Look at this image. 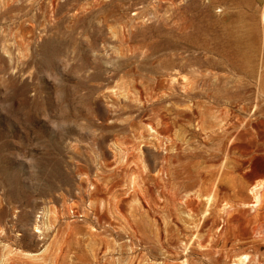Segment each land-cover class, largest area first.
Masks as SVG:
<instances>
[{
	"label": "rangeland",
	"instance_id": "obj_1",
	"mask_svg": "<svg viewBox=\"0 0 264 264\" xmlns=\"http://www.w3.org/2000/svg\"><path fill=\"white\" fill-rule=\"evenodd\" d=\"M262 14L0 0V264H264Z\"/></svg>",
	"mask_w": 264,
	"mask_h": 264
},
{
	"label": "bare ground",
	"instance_id": "obj_2",
	"mask_svg": "<svg viewBox=\"0 0 264 264\" xmlns=\"http://www.w3.org/2000/svg\"><path fill=\"white\" fill-rule=\"evenodd\" d=\"M259 3H261L262 4V6H263V14H262V21H263V26H264V0H257ZM264 28V27H263ZM175 81H177L175 78H174V82ZM173 82V83H174ZM191 92V91H190ZM187 93H189V92H187ZM228 116V115H227ZM212 117V116H211ZM241 118V117H240ZM238 119V118H237ZM221 120V119H220ZM219 120V121H220ZM223 120V119H222ZM224 121V120H223ZM226 121V120H225ZM240 121V120H239ZM222 122V121H221ZM220 123V122H219ZM243 124V123H242ZM213 125V124H212ZM224 125V124H223ZM223 125H220V126H223ZM235 125V124H234ZM152 126V125H151ZM225 126V125H224ZM223 126V127H224ZM231 126H233V125H231ZM154 128H155V126H153ZM208 128V127H207ZM210 130V129H209ZM227 130V129H226ZM242 130V129H241ZM159 131V130H158ZM156 132V131H155ZM209 132V131H208ZM224 134H225V132H224ZM179 135V134H178ZM210 135V134H209ZM236 135H238V134H236ZM157 137V136H156ZM187 137V136H186ZM158 138H159V136H158ZM170 138V137H169ZM168 138V139H169ZM176 139V138H175ZM174 139V140H175ZM183 139V138H182ZM182 139H181V141H182ZM234 139H235V137H234ZM171 140V139H170ZM212 141V140H211ZM179 142V141H178ZM171 143V142H170ZM174 143H176V142H174ZM180 143V142H179ZM184 143V142H183ZM212 143V142H211ZM166 144V143H165ZM166 146H167V144H166ZM179 146V145H178ZM187 146V145H186ZM176 147H177V145H176ZM231 147V146H230ZM229 147V148H230ZM222 149V148H221ZM173 150V149H172ZM187 150V149H186ZM193 150V149H192ZM203 150V149H202ZM175 151H176V149H175ZM174 152V151H173ZM130 153V152H129ZM178 153V152H177ZM211 153V152H210ZM209 153V154H210ZM132 154V153H131ZM228 154H229V152H228ZM167 158V157H166ZM116 159V158H115ZM218 159V158H217ZM124 163V162H123ZM145 165V164H144ZM263 175H264V173H262ZM138 175V174H137ZM135 181H136V179H135ZM134 181V182H135ZM218 181H219V179H218ZM133 182V183H134ZM137 182V181H136ZM135 182V183H136ZM218 184H219V182H218ZM217 184V185H218ZM135 186V185H134ZM248 186V185H247ZM249 188H250V190H251V198H252V201L251 202H248V203H246V204H248L251 208L250 209H253L255 212H257V213H261L262 211L264 212V178H262V179H259L258 177H251V179H250V184H249ZM140 187V186H139ZM138 187V188H139ZM244 189V188H243ZM214 196H215V194H213ZM117 196V195H116ZM115 196V197H116ZM214 196H212V199H213V197ZM204 197V196H203ZM229 197H230V194H229ZM183 199V198H182ZM195 199H196V197H195ZM210 199V198H209ZM216 199V198H215ZM225 199H226V197H225ZM231 198H229V200H230ZM233 199V198H232ZM187 200V199H186ZM219 200V199H218ZM188 201V200H187ZM215 201H217V200H215ZM229 202V201H228ZM189 203V202H188ZM227 203V202H226ZM111 204V203H110ZM223 204V203H222ZM229 204V203H228ZM233 204V203H232ZM241 204V203H240ZM245 204V203H244ZM243 204V205H244ZM200 205V204H199ZM230 206V205H229ZM239 206V205H238ZM246 206V205H245ZM209 207V206H208ZM231 207V206H230ZM234 207H235V205H234ZM244 207V206H243ZM226 208H227V206H226ZM229 208V207H228ZM241 208V207H240ZM240 208H238V209H240ZM249 208V207H248ZM212 209V208H211ZM237 209V208H236ZM246 209H247V207H246ZM222 210H224V209H222ZM221 210V211H222ZM229 210V209H228ZM227 209H226V211L227 212H229V211H232V210H229L228 211ZM225 211V210H224ZM226 212V213H227ZM238 212V211H237ZM231 212H229V214H230ZM252 213H253V211H252ZM223 215H224V213H222ZM233 215V214H232ZM260 215V214H259ZM259 215H258V217H259ZM230 216V215H229ZM261 216V215H260ZM229 218V217H228ZM255 218H257V217H255ZM217 220V219H216ZM48 222V221H47ZM45 223V222H44ZM230 223V222H229ZM39 224V223H38ZM262 224V223H261ZM51 225V224H50ZM263 225L264 224H262V227H263ZM45 226V225H44ZM43 226V227H44ZM51 227V226H50ZM35 228H36V226H35ZM41 228V227H40ZM39 228V229H40ZM48 229H50V228H48ZM47 229V230H48ZM53 229V228H52ZM51 229V230H52ZM258 229V228H257ZM262 229V228H261ZM38 230V229H37ZM44 230H45V227H44ZM260 231V230H259ZM3 232V231H2ZM1 232V233H2ZM51 232H53V230L52 231H50V233ZM258 232V231H257ZM263 232V231H262ZM260 233H261V231H260ZM44 234V233H43ZM255 234V233H254ZM45 235V234H44ZM262 235H264V232H263V234ZM40 236V235H39ZM256 236V235H255ZM43 237V236H42ZM55 237V236H54ZM4 238V237H3ZM227 238V237H226ZM259 238H261V237H259ZM264 238V237H263ZM46 239V238H45ZM213 239V238H212ZM229 239V238H228ZM6 240V239H5ZM4 240V241H5ZM223 240V239H222ZM221 240V241H222ZM57 241V240H56ZM1 242H3V241H1ZM51 243V242H50ZM56 243V242H55ZM6 245V244H5ZM16 245V244H15ZM50 245V244H49ZM49 245H47L45 248H44V250H42V251H40L39 253H36V254H32L31 256L29 255V259H31V261L32 260H35V262L37 261V260H42V262H45V260H46V254H47V252H48V250L50 249L49 247H51V246H49ZM11 246V245H10ZM13 246V245H12ZM55 246V245H54ZM221 246V245H220ZM43 247V246H42ZM6 248H9V247H6ZM6 248H5V251H7V250H12V249H7L6 250ZM16 248V247H15ZM53 248V247H52ZM51 248V249H52ZM4 249V248H3ZM18 249V248H17ZM41 249V248H40ZM176 249V248H175ZM1 251V250H0ZM13 251V250H12ZM16 251H18V250H16ZM16 251H15V253H16ZM20 252V251H19ZM18 252V253H19ZM23 252H24V250H23ZM26 252V251H25ZM50 252V251H49ZM55 252V251H54ZM13 253V252H12ZM22 253V252H21ZM34 253V252H33ZM52 253V252H51ZM4 254V253H3ZM23 254V253H22ZM21 254V255H22ZM29 254V253H28ZM9 255V254H8ZM13 255V254H12ZM15 255V254H14ZM25 255V254H24ZM27 255V254H26ZM19 256H20V254H19ZM49 256H50V254H49ZM15 257H17V255L15 256ZM15 257H13V258H15ZM24 257V256H23ZM247 257V256H246ZM19 258V257H18ZM47 258H49V257H47ZM240 258H242V257H240ZM12 259V258H11ZM21 259H23L22 257H21ZM29 259H28V261H29ZM8 260H10L9 258L7 259V257L6 258H3L0 262L1 263H4L5 261H8ZM17 260V259H16ZM240 260H242V259H240ZM240 260H239V262H240ZM246 260V259H245ZM15 261V260H14ZM14 261H13V263H14ZM10 262V261H9ZM27 262V261H26ZM33 262V261H32ZM243 262H244V260H243ZM8 263V262H7ZM11 264V263H10ZM37 264H38V262H37ZM186 264V263H185Z\"/></svg>",
	"mask_w": 264,
	"mask_h": 264
}]
</instances>
